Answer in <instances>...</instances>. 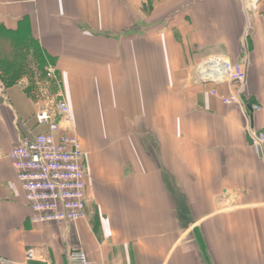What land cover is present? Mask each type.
I'll return each mask as SVG.
<instances>
[{
  "label": "crops",
  "instance_id": "crops-1",
  "mask_svg": "<svg viewBox=\"0 0 264 264\" xmlns=\"http://www.w3.org/2000/svg\"><path fill=\"white\" fill-rule=\"evenodd\" d=\"M241 1L0 0V264H264V0ZM211 55L247 66L242 104L195 80ZM48 66L86 149L74 223L34 222L9 159L47 130Z\"/></svg>",
  "mask_w": 264,
  "mask_h": 264
},
{
  "label": "built area",
  "instance_id": "built-area-1",
  "mask_svg": "<svg viewBox=\"0 0 264 264\" xmlns=\"http://www.w3.org/2000/svg\"><path fill=\"white\" fill-rule=\"evenodd\" d=\"M244 2V0H242ZM260 0L244 2L256 7ZM258 8V6H257ZM195 80L204 84H228L236 91L223 97L224 103H241L240 94L247 80V66L223 55L203 58L195 68ZM211 93L217 95L214 88ZM41 107L36 114L39 125L46 131L32 138H22L12 148L9 159L38 223H74L87 217V174L85 151L73 124L71 109L63 96L61 80L53 66L46 69V80L39 90ZM255 110L261 109L254 105ZM253 143L264 158V129L252 132ZM27 257L34 258L32 250ZM75 264H96L81 249L71 254Z\"/></svg>",
  "mask_w": 264,
  "mask_h": 264
},
{
  "label": "rangeland",
  "instance_id": "rangeland-1",
  "mask_svg": "<svg viewBox=\"0 0 264 264\" xmlns=\"http://www.w3.org/2000/svg\"><path fill=\"white\" fill-rule=\"evenodd\" d=\"M242 2V5H243V9H244V11H245V14L246 15H248V16H250V17H253V16H255V15H257L258 14V12H259V4L258 5H256V7H249V8H247V5L243 2V1H241ZM257 6H258V8H257ZM78 133V132H77ZM79 135V134H78ZM80 137V136H79ZM84 149H85V147H84ZM86 150V149H85Z\"/></svg>",
  "mask_w": 264,
  "mask_h": 264
},
{
  "label": "water",
  "instance_id": "water-1",
  "mask_svg": "<svg viewBox=\"0 0 264 264\" xmlns=\"http://www.w3.org/2000/svg\"><path fill=\"white\" fill-rule=\"evenodd\" d=\"M203 83H204V84H207V83H209V82H207V81H204Z\"/></svg>",
  "mask_w": 264,
  "mask_h": 264
},
{
  "label": "bare ground",
  "instance_id": "bare-ground-1",
  "mask_svg": "<svg viewBox=\"0 0 264 264\" xmlns=\"http://www.w3.org/2000/svg\"><path fill=\"white\" fill-rule=\"evenodd\" d=\"M246 1H249V0H244V2H246Z\"/></svg>",
  "mask_w": 264,
  "mask_h": 264
}]
</instances>
